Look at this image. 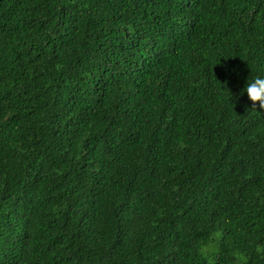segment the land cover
I'll return each instance as SVG.
<instances>
[{
  "label": "trees",
  "instance_id": "16d2710c",
  "mask_svg": "<svg viewBox=\"0 0 264 264\" xmlns=\"http://www.w3.org/2000/svg\"><path fill=\"white\" fill-rule=\"evenodd\" d=\"M258 75L264 0H0V264H264Z\"/></svg>",
  "mask_w": 264,
  "mask_h": 264
},
{
  "label": "clouds",
  "instance_id": "9594fccd",
  "mask_svg": "<svg viewBox=\"0 0 264 264\" xmlns=\"http://www.w3.org/2000/svg\"><path fill=\"white\" fill-rule=\"evenodd\" d=\"M243 91L246 92L247 98L252 102H259V108L264 110V75H258L250 80L243 86ZM219 237V233L215 234V237H210L207 243L201 246L200 252L202 255H207L216 250V239Z\"/></svg>",
  "mask_w": 264,
  "mask_h": 264
}]
</instances>
